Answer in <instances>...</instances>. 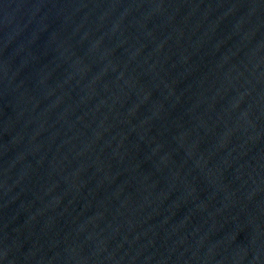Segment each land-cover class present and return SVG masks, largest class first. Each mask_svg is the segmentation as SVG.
<instances>
[{
    "label": "water",
    "instance_id": "obj_1",
    "mask_svg": "<svg viewBox=\"0 0 264 264\" xmlns=\"http://www.w3.org/2000/svg\"><path fill=\"white\" fill-rule=\"evenodd\" d=\"M0 264H264V0H0Z\"/></svg>",
    "mask_w": 264,
    "mask_h": 264
}]
</instances>
